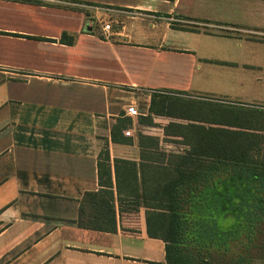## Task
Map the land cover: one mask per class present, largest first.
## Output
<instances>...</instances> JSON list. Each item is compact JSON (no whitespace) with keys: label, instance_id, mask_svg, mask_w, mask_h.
<instances>
[{"label":"crops","instance_id":"obj_1","mask_svg":"<svg viewBox=\"0 0 264 264\" xmlns=\"http://www.w3.org/2000/svg\"><path fill=\"white\" fill-rule=\"evenodd\" d=\"M228 43L264 52V0H0V264H166L144 207L120 211L113 189L106 232L78 227L80 202L100 190L102 151L111 167L139 161L131 124V144L110 140L128 107L158 116L154 93L185 102L171 116L193 115L223 67L263 81L264 62Z\"/></svg>","mask_w":264,"mask_h":264},{"label":"trees","instance_id":"obj_2","mask_svg":"<svg viewBox=\"0 0 264 264\" xmlns=\"http://www.w3.org/2000/svg\"><path fill=\"white\" fill-rule=\"evenodd\" d=\"M196 104L193 115L184 109L171 116L170 106L182 110L185 102L153 93L150 112L158 116H141L138 123L182 120L170 122L166 127L173 132L164 134L173 133L185 148L167 152L158 137L139 134V161L115 158L112 167L102 151L100 190L83 195L76 223L114 231V189L120 211L146 209L147 234L165 243L166 264H264V106ZM130 124V118L120 119L111 128V142L131 144L120 133Z\"/></svg>","mask_w":264,"mask_h":264},{"label":"rangeland","instance_id":"obj_3","mask_svg":"<svg viewBox=\"0 0 264 264\" xmlns=\"http://www.w3.org/2000/svg\"><path fill=\"white\" fill-rule=\"evenodd\" d=\"M223 43L224 41L222 40H211V44L213 46L215 44L216 46L220 47ZM226 47L229 52H233L231 53V57L235 56L244 64L251 66H261L264 62V52H257V47L253 45H249L247 47L244 45L243 48L237 52L233 48L229 49L231 48L229 43L226 45ZM219 58L224 59V57L218 56L217 59ZM250 73L251 72L239 74V72L235 71V69L229 70L223 67L220 69L219 74L217 73L208 75L206 77V81L211 84L212 87L208 90L210 92L205 94L207 95L206 98L215 101L221 100L229 103H243L248 105L254 103L264 106V79L263 81L257 83V78H255V75ZM143 94H146V92L143 90H138L139 96ZM136 108L140 115L131 118L130 128H132V133L134 136L133 138H137L139 134L156 136L160 140V148L167 152L178 153L185 148L183 145L177 143L176 140H179V138H175V136L171 135L173 133H166V135L164 134V129L173 132L172 129L166 127L170 122L179 123L183 122L182 120H175L166 117H154L153 126L140 125L138 120L142 115L147 114V108L144 105L136 106ZM169 109H172V107L170 106Z\"/></svg>","mask_w":264,"mask_h":264},{"label":"built area","instance_id":"obj_4","mask_svg":"<svg viewBox=\"0 0 264 264\" xmlns=\"http://www.w3.org/2000/svg\"><path fill=\"white\" fill-rule=\"evenodd\" d=\"M103 30L104 31H108L109 30V25H104L103 26ZM125 113H126L127 116H129L131 118L138 116L137 110L134 107H132V106L128 107L126 109ZM129 134H130L129 132H124V135H126V136H129Z\"/></svg>","mask_w":264,"mask_h":264}]
</instances>
